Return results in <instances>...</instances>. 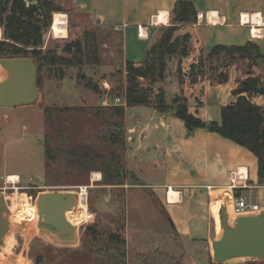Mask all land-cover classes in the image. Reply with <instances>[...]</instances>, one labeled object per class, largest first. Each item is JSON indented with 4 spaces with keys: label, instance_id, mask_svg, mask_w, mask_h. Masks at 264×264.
<instances>
[{
    "label": "rangeland",
    "instance_id": "obj_1",
    "mask_svg": "<svg viewBox=\"0 0 264 264\" xmlns=\"http://www.w3.org/2000/svg\"><path fill=\"white\" fill-rule=\"evenodd\" d=\"M50 1V8L38 17L41 20L49 18L52 24L54 13L60 12L52 11V6L61 5L58 0ZM65 7L70 11L67 5ZM174 24L173 21L171 26ZM184 24L179 23L175 37L187 34L180 29ZM69 25L74 27L76 36L79 28L83 27H78L72 13ZM1 28L4 32L3 27ZM51 28L45 46L57 47L60 54L68 56L64 46L75 39L74 34L69 38H57ZM88 31L98 36L99 48L103 46L102 42L108 43L112 48L119 46L117 34L97 32L93 28ZM240 31L244 33L242 29ZM81 36L80 38L84 37V31ZM3 38L4 35L0 40ZM180 43H183L182 39ZM188 46L190 47V42ZM209 52L203 58L207 66L203 72L209 79L227 82L223 76L229 77V69L219 67L232 64L238 71L239 79L251 72L264 81V63L250 66L248 59L238 57L237 54L230 57L226 53H220L210 58ZM25 57L33 60L37 66L39 94L36 102L18 107L0 106V194L8 206V216L11 219V229L0 244V264H120L122 252L126 254V264L215 263L212 253L204 257L192 251L184 258L183 245L176 234L172 233L171 220H167L161 204L147 189L140 186L139 179L130 176L132 171L127 168L126 157L131 149V137L127 136L125 114L120 116L113 108L119 105L128 107L127 71L120 68L100 70L94 63L76 66L45 65L39 71L35 57L31 54ZM190 70V65L182 64L179 68V57L175 56L170 58L163 80L152 82L141 78V86L148 95L147 103L131 107L129 125H134L136 111L148 114V107L158 110L160 94L166 93L167 100L173 97L171 85L164 87L166 81L177 79L180 84L192 82ZM200 73L201 69L198 68V81L203 75ZM91 81L99 86V92L88 87L87 83ZM117 97H121L126 104L117 103ZM250 98L264 106V95L254 94ZM119 139H124L125 142L121 153L128 177L123 184L109 185L105 183L103 172L93 169L91 161L93 154L107 155L115 146L121 148L116 143ZM94 172L101 173L100 179H93ZM10 173H17L19 180L9 181ZM80 185L90 186L89 205L95 212V220L92 223H78V219L73 220L74 208L68 212V216L78 226L75 241L62 242L43 232L38 226L36 195L42 191H75ZM215 192L220 193L221 190L217 189ZM261 197L264 201V189L261 190ZM216 198L218 199L215 197L214 200ZM262 201L260 202L263 203ZM230 212L233 216L232 202ZM210 218L212 231L219 236L217 220L211 213ZM90 224L101 232L98 243L88 234L91 232L88 229ZM234 225L235 223L231 224ZM114 234L123 244L109 240V236ZM210 250L211 248L208 252ZM226 264H264V261L253 257H236Z\"/></svg>",
    "mask_w": 264,
    "mask_h": 264
},
{
    "label": "crops",
    "instance_id": "obj_2",
    "mask_svg": "<svg viewBox=\"0 0 264 264\" xmlns=\"http://www.w3.org/2000/svg\"><path fill=\"white\" fill-rule=\"evenodd\" d=\"M58 1L66 21L51 28L53 35L69 38L74 34V27L69 25L71 13L78 27L83 26L79 28L77 36L74 34V40L91 28L97 32L117 34L119 46L112 48L102 42L103 46L99 48L100 63L96 65L100 70L120 68L125 72L128 64L141 65L147 59L151 47L174 21L179 0ZM184 1H190L197 12L193 22L185 23L180 28L191 34L190 53L184 58V65L198 64L218 44L240 45L254 41L264 48V0ZM66 5L70 11L65 9ZM201 12L204 17L200 20L198 13ZM160 15L167 21L158 22ZM257 25L263 26L261 38L251 35V26L257 32ZM231 65L219 67L229 69L227 82L209 79L204 74H201V80L194 83L186 81L180 84L177 79L166 81L164 87L171 85V94H174L168 101L172 102L176 94L183 92L188 99L190 112L205 121H221L222 107L236 100L233 90L250 75L239 79L238 71ZM131 107L125 109V128L127 136L131 137V149L126 157L127 168L140 179V186L161 204L167 220H171L172 233L183 245L184 258L192 251L204 257L211 255L212 240L216 234L212 231L210 213L218 225L220 223V217L217 218L212 210V202L218 197L215 201L219 206L223 204L224 191L231 189L234 172L241 174V177L235 181L236 187L231 191V197L237 191L239 195L259 203L264 210L261 199L264 184L260 183L257 157L248 148L208 128L189 129L173 109L160 112L148 107V114L136 111L134 125H129ZM217 189L221 192L216 193ZM209 248L211 250L208 252Z\"/></svg>",
    "mask_w": 264,
    "mask_h": 264
},
{
    "label": "trees",
    "instance_id": "obj_3",
    "mask_svg": "<svg viewBox=\"0 0 264 264\" xmlns=\"http://www.w3.org/2000/svg\"><path fill=\"white\" fill-rule=\"evenodd\" d=\"M51 5L50 0H33L29 4L25 0H0V27H3V34L0 28V57L34 56L40 71L45 65L76 66L83 63H100L99 44L97 36L92 31H86L83 38L69 41L64 46V51L69 55L60 54L57 47H45V41L50 27L63 25L66 21L65 13L55 12L53 22L47 18L41 20L38 16L44 15L46 9ZM55 5V4H54ZM48 7V8H47ZM52 11H62V7L52 6ZM196 10L190 1L179 0L174 12V25L166 27L162 37L151 47L147 59L141 65L132 63L127 66L128 89L126 94L127 106L146 104L148 95L141 86L140 79L146 78L152 82L161 81L166 76L169 67V60L179 57V68L183 60L190 53L188 42L191 34L187 33L183 37L174 36L179 29V23H189L196 19ZM183 43H180V40ZM45 47V48H44ZM226 53L230 57L236 54L238 57L249 60L250 66H258L264 63V50L254 42L248 41L243 45H215L209 52V57L216 54ZM200 68L204 74L205 62L201 58L198 64H192L190 77L192 82L198 81L196 70ZM227 80V76H223ZM222 81V80H220ZM183 82H181L182 84ZM88 87L100 91L94 82L87 83ZM237 96L236 100L224 105L221 109V121H205L199 116L189 111L188 99L183 92L176 94L172 102L166 99L165 95L158 97V110L166 112L173 109L175 115L185 121L186 125L193 130L198 127H205L229 138L236 143L248 148L258 160V175L260 183L264 184V106L253 102L250 98L254 94L264 95V81L261 77L250 75L239 82L233 90ZM118 115L125 114L123 105L113 106ZM48 108L46 109V111ZM121 148L115 146L107 155L93 154V169L103 172L106 184H123L128 177L124 158L121 153L124 148V139H119ZM130 176L139 179L133 172ZM140 181V179H139ZM142 184V182H139ZM235 195L239 193L236 191ZM88 229L92 237L99 241L101 232L90 224ZM109 240L117 244L123 241L114 234L109 236ZM95 241V242H96ZM123 259L120 264H126V254L122 252ZM264 261V260H262ZM36 264H39L36 262ZM226 264V263H213Z\"/></svg>",
    "mask_w": 264,
    "mask_h": 264
},
{
    "label": "water",
    "instance_id": "obj_4",
    "mask_svg": "<svg viewBox=\"0 0 264 264\" xmlns=\"http://www.w3.org/2000/svg\"><path fill=\"white\" fill-rule=\"evenodd\" d=\"M4 76L0 81V106L18 107L33 104L39 94L37 66L25 56L0 57ZM64 140V134H62ZM2 159L0 152V173ZM78 194L75 191L40 192L36 195L39 211L38 226L43 232L62 242L77 239L78 226L74 225L67 212L75 206ZM222 233L212 240L213 260L227 263L236 257H253L264 260V210L256 215H243L235 225L228 223L227 207L221 210ZM11 229L8 206L0 194V244Z\"/></svg>",
    "mask_w": 264,
    "mask_h": 264
},
{
    "label": "built area",
    "instance_id": "obj_5",
    "mask_svg": "<svg viewBox=\"0 0 264 264\" xmlns=\"http://www.w3.org/2000/svg\"><path fill=\"white\" fill-rule=\"evenodd\" d=\"M204 17V13H198V18L201 20ZM156 20V19H155ZM153 20V22L155 21ZM250 24V22H248ZM263 26L261 25H257L256 28L257 32H255L254 26H251V35L254 38H261L262 37V28ZM117 101V103H121V104H126V102L122 100L121 97H117L115 99ZM238 177H241V174H238V172H234L233 173V184L230 186L231 187V191L233 189H235V181L238 179ZM89 185H80L77 186V190H75V192L78 194V197H82L83 202L85 203L86 207H87V213L86 215L83 217L82 219V223H92L95 220V212H93L90 209V205H89ZM77 197V198H78ZM76 202V200H75ZM231 202H232V207H233V216L231 215V212L228 209V203L223 202L222 206H221V210L223 206L227 207V211H228V223L231 225L233 223L236 222L237 217L239 216H243V215H256L259 214L263 209L261 207V205L257 202H253L251 200H249L246 196L244 195H238V196H233L231 197ZM75 207V206H74ZM220 210V213H221ZM217 227V226H216ZM222 227V226H221Z\"/></svg>",
    "mask_w": 264,
    "mask_h": 264
},
{
    "label": "bare ground",
    "instance_id": "obj_6",
    "mask_svg": "<svg viewBox=\"0 0 264 264\" xmlns=\"http://www.w3.org/2000/svg\"><path fill=\"white\" fill-rule=\"evenodd\" d=\"M163 20L164 21H167V19L165 17H163V15H160V17L158 18V22H164ZM3 76H4L3 70L0 68V81L2 80ZM100 177H101V174L100 173H94L93 174V179L94 180L100 179ZM8 180L9 181H12V182H17L19 180V175L18 174H15V173H10V174H8ZM224 199H225V202L228 203V209H229V211H231V189L230 188H227L224 191ZM221 206H222V204H220V206H219L218 202L215 201V200L212 203V210L214 211V213L216 214V216H218V212H220ZM74 208H76V209H75V213H74L75 216L73 217V220L78 219V223L82 224V219H83V217L87 213V207H86L85 203L83 202L81 196L76 199L75 207ZM68 212H67V216H68ZM68 219L70 220V217L69 216H68ZM218 232L220 234L222 233L221 213H220V227H219ZM212 253H213V250H212Z\"/></svg>",
    "mask_w": 264,
    "mask_h": 264
},
{
    "label": "flooded vegetation",
    "instance_id": "obj_7",
    "mask_svg": "<svg viewBox=\"0 0 264 264\" xmlns=\"http://www.w3.org/2000/svg\"><path fill=\"white\" fill-rule=\"evenodd\" d=\"M28 4H29V2H33V0H25Z\"/></svg>",
    "mask_w": 264,
    "mask_h": 264
}]
</instances>
